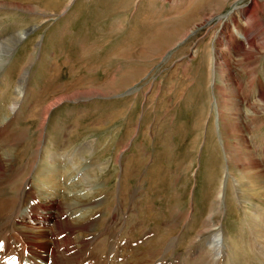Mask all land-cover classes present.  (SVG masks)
I'll list each match as a JSON object with an SVG mask.
<instances>
[{"label": "rangeland", "instance_id": "1", "mask_svg": "<svg viewBox=\"0 0 264 264\" xmlns=\"http://www.w3.org/2000/svg\"><path fill=\"white\" fill-rule=\"evenodd\" d=\"M50 1L0 0V35L11 48L0 61L1 124L11 117L0 131V188L24 174L40 202L86 186L80 203L89 204L76 213L95 223L91 234L68 237L63 264L182 260L209 208L225 241L218 264H263L253 248L264 246V196L249 191L264 194V148L252 147L264 137V0ZM80 92L88 96L71 99ZM27 143L37 151L32 169L17 166ZM247 171L258 175L253 184ZM260 223L258 237L250 229ZM88 234L102 254L78 257ZM114 235L129 245L108 255Z\"/></svg>", "mask_w": 264, "mask_h": 264}, {"label": "bare ground", "instance_id": "2", "mask_svg": "<svg viewBox=\"0 0 264 264\" xmlns=\"http://www.w3.org/2000/svg\"><path fill=\"white\" fill-rule=\"evenodd\" d=\"M50 2H52V0ZM224 17L225 16H223L222 19H224ZM21 35H22V33L15 34V36H14L15 40L18 41L21 38ZM1 37L2 36L0 35V38ZM242 37L245 40V43L249 47L254 45L252 38L249 37V34H243ZM6 41H7L6 38L0 39V61L5 57L4 56L5 50L8 51L11 49V48L6 49ZM241 45H242V43H241ZM241 45L239 44L236 48H239ZM24 77H25V73L20 75V78H24ZM18 81H22V79H18ZM15 87H16V92H15L16 95L14 94L13 99L15 101H19V95H20V92L22 90V86L19 87L18 85H15ZM81 95H86V97L88 96L87 93H81V92L80 93H73L71 95V99H76ZM257 101H258V103H260V102L264 103V92L263 91L259 92V97H258ZM52 105H54V103H51L48 106H44L43 111L46 112L48 110V108ZM253 108L254 107H249V110L247 111V117H252V114H256L257 110L254 111ZM10 119H11V117L6 122L2 121V124L0 122V131H2L5 128V126L7 125L8 121ZM42 120H40V121H42ZM44 121L45 120H43V123H44ZM225 123H226V120L224 121V124ZM42 126H44V125L42 124ZM52 127L56 128L57 126L52 124ZM0 134H1V132H0ZM260 135L262 136V132L260 133ZM44 136H45V131L43 129H41L39 138L41 139ZM32 147H34V146H32ZM252 147H257L260 149L262 147L264 148V137H261V139L259 141L252 142ZM36 148H38V147H36ZM228 150H229V148H228ZM230 150H232V149H230ZM253 150H255V149H253ZM76 153H77V151H76ZM18 156L20 157L19 158L20 159L19 164L17 165L18 167L20 166V168H21V166H27V167L30 166L32 169L33 165L36 163L37 151L35 153V156H31L29 148H28V143H27V145H25L24 148L18 153ZM31 158L33 159L32 163L30 161ZM7 159H6V161H7ZM235 162H239V160H235ZM1 163H0V166H1ZM5 164H7V163H5ZM65 165H67V164L65 163ZM7 167H9V166L7 165ZM7 167H4L5 171L7 170ZM45 167L47 168V166H45ZM66 167L68 169H71L73 166L72 167L66 166ZM2 168H3V166H1V169ZM23 169H25V168H23ZM75 169L80 170V168L78 166L77 167L75 166ZM81 172H79L78 174H80ZM30 173H28L27 175H29ZM68 175H66V176H68ZM70 175H71V173H70ZM246 175H247V179H249L250 183H252V184L254 183V180L256 179L255 177L258 176L257 173H254L252 171H247L245 176ZM66 176H63L64 177L63 182L65 184L67 182ZM49 177L50 176H45L41 180L47 181V179ZM68 177H69L68 179H70V176H68ZM76 177H77V175H76ZM18 178H19V180L21 179L22 181H19ZM253 178H254V180H251ZM29 179H31V178L30 177H24V174L22 176H18V173H17L16 179L13 181V182H16V185H17L16 187H15V184L13 182H11V184L9 186L0 188V194L2 196V198L0 197V216H4V220L0 221V264H20L19 261H25V264H63V262H61V261H64L62 257H64L65 252L70 250L72 247L71 246L72 240L68 237L71 236V234L74 233L75 231H83L85 233L87 232V233L91 234V229L93 228V225L95 223V219H94L95 216L93 217V215L91 213H89L88 215L87 214H81L80 216H78V214L76 213L78 211H83L81 208H83L85 203H86V202L80 203V200L85 199V196H86V194H84V193L81 194L80 192H82L86 186L85 185H83V186L79 185V186L71 189V192H70V190H68L67 194L62 195L60 198L57 194H52V195H49L44 200L42 198H40L41 201L37 202V199H35V193L38 191L35 192L34 190L33 191L30 190L29 185H28ZM50 179H52V178H50ZM71 179H73V178H71ZM244 179H246V177ZM38 182H40V180H38ZM47 182H50V181H47ZM20 184H22L21 188H20ZM80 184H84V183H80ZM72 185H73V183H72ZM261 186L262 187L259 190L261 192H264V184L261 183ZM59 187H60V185H59ZM69 188H72V186H70ZM69 188H67V189H69ZM4 189H7L6 194L4 192ZM248 191H249V188H248ZM219 192H220V190H218V193ZM70 193H73V196H69ZM75 193L78 195H75ZM249 195L264 196V194H260L258 191H253V192L249 191ZM75 199H77V201H74ZM234 199H236V198L234 197ZM93 201H95V199ZM235 201H238V200L236 199ZM86 204H89V203H86ZM23 205H24V208L18 214V211L21 209V207ZM213 206H215V205H213ZM51 209H55V211H51ZM262 210L264 211V209H262ZM45 211H47L49 215L42 217V214H44ZM256 212H257V215H258V213H261L258 209ZM197 213H198V211H197ZM194 216H195V214H194ZM217 216H218V214L216 213L215 209H212V208L208 209V212L202 218V222L199 223V225H200L199 229L194 233V235L192 237L189 238L190 239V245L193 246L194 248H190L191 251H188V254H187L188 257L187 258H185L186 257L185 256L182 260L178 259V260L173 261V262H167V261H170L172 259H170L169 257H168V260L164 259L165 255L163 254L161 257L157 258L156 260L165 261L164 264H199V260L201 259L202 264H208V262L210 264L211 263L218 264L220 259L215 257L214 254H218L219 251H222L221 246H222V244L225 243V241H224L223 235L221 233L219 221H216ZM35 221H38L37 226L33 225ZM47 222L50 223V227L48 229H44L45 227H44L43 223L46 224ZM60 222H62V225ZM196 226L197 225H195L194 227H196ZM260 226H261V223L258 224L256 228L250 229L251 232L256 233V236H258V237L260 235V232H259ZM192 227L193 226L191 225L187 230H183V232L180 233L181 241L191 231ZM239 232H241V231H238V232L236 231L235 234H237ZM223 233H224V231H223ZM114 236L115 237L113 239H110V244H107L108 245V248H107L108 255L111 254L112 249H124L125 247H127L129 245L125 242L124 245L122 246L121 243H119L116 240V235H114ZM247 237H249V236H247ZM85 238H86V241L82 242L80 245V246H82L81 250H83V251L78 255V257L79 256L84 257L86 255L88 256L89 254H90L89 256H91V254H95V256L101 255L102 254L101 249H100V247H102L101 244H99V245L95 244L96 243L95 241L97 238L95 236L90 237L89 234L87 236H85ZM79 241H81V238L79 239ZM201 241H207L208 243H202ZM58 242H60V243H58ZM171 244L172 243H167V246L165 247V249L170 248ZM178 244L181 245V243H179V242H178ZM88 246H90L89 250H88ZM146 246H148V245L145 242H144V244L142 243L141 247H139V249H137L138 254L140 252H142V250L144 248H146ZM148 247H150V246H148ZM263 247L264 246L262 244L261 249L264 250ZM253 249L257 250V252L259 254V258L262 259L261 261L264 264V251L262 250L260 252L257 247H254ZM150 251L146 252L148 260L150 259V255H151ZM156 252H157V250H156ZM24 253L26 254L25 256H24ZM138 254H136V255H138ZM169 256H170V254H169ZM64 258H66V255ZM225 258L226 257H224V260H225ZM57 260H59V261L57 262ZM138 260H135L136 264H139L140 261H138ZM74 261L75 260L71 259L68 261V264H77V262H74ZM124 261L127 262V260H124ZM64 264H65V262H64ZM84 264H91V263L86 262ZM140 264H143V261H141ZM145 264H147V263H145Z\"/></svg>", "mask_w": 264, "mask_h": 264}]
</instances>
